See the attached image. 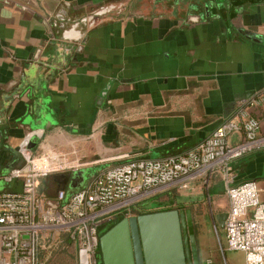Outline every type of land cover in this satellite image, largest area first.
Listing matches in <instances>:
<instances>
[{
	"label": "crops",
	"instance_id": "1",
	"mask_svg": "<svg viewBox=\"0 0 264 264\" xmlns=\"http://www.w3.org/2000/svg\"><path fill=\"white\" fill-rule=\"evenodd\" d=\"M260 94L264 0H0V192L21 190L3 177L30 155L85 164L70 195L111 167L185 154ZM247 111L264 132V107ZM230 167L264 203V149ZM174 190L143 212L190 210L200 264H245L216 219L221 175Z\"/></svg>",
	"mask_w": 264,
	"mask_h": 264
},
{
	"label": "built area",
	"instance_id": "2",
	"mask_svg": "<svg viewBox=\"0 0 264 264\" xmlns=\"http://www.w3.org/2000/svg\"><path fill=\"white\" fill-rule=\"evenodd\" d=\"M254 106L264 107V94L187 153L111 167L70 195L65 190L47 195L40 191V182L47 175L78 170L80 162L54 152L27 156L23 165L3 177L6 183L20 181L21 190L0 192V264H38L39 250L57 232L74 242L76 264H97L104 225H111L116 217H130L133 206L170 189L185 190L198 180L208 184L216 173L227 189V250L243 253L245 264H264L260 190L253 181L235 186L230 167L247 153L264 149L262 125L247 111ZM236 133L242 139L232 145L229 139Z\"/></svg>",
	"mask_w": 264,
	"mask_h": 264
},
{
	"label": "water",
	"instance_id": "3",
	"mask_svg": "<svg viewBox=\"0 0 264 264\" xmlns=\"http://www.w3.org/2000/svg\"><path fill=\"white\" fill-rule=\"evenodd\" d=\"M61 178L68 180L69 176L55 177ZM226 217L227 214L216 217L220 227ZM194 233L191 212L184 208L125 217L101 234V261L102 264H200Z\"/></svg>",
	"mask_w": 264,
	"mask_h": 264
},
{
	"label": "rangeland",
	"instance_id": "4",
	"mask_svg": "<svg viewBox=\"0 0 264 264\" xmlns=\"http://www.w3.org/2000/svg\"><path fill=\"white\" fill-rule=\"evenodd\" d=\"M82 164V163H81ZM85 166V164H82V168ZM73 171H68L65 173H71ZM86 175L87 173H83V178L81 181V184L84 185L86 182ZM53 176V174L51 175H47L46 177H44L41 182L40 185H42V187L45 189L43 190V192L47 195L53 196L56 192H52L51 190H49L48 188V184L51 181V177ZM41 188V186H40ZM174 189H170L166 192H163L161 194L155 195L151 198L145 199L143 201H141L140 203H138L137 206L138 208H140L139 205H143L144 207L149 206V207H154L155 204L154 202H160V204L165 203L166 201H168V198H173L174 196ZM42 192V191H41ZM167 204L163 205V208H166ZM143 209V208H142ZM151 212H155V211H151ZM157 212V211H156ZM131 216V215H130ZM136 216V215H134ZM55 238H58L57 241H54L53 238L50 239V242L48 243L47 241L44 243V247L41 248L39 251H41V263L42 264H58L57 262V258L58 257H62V254H66L67 253V259H68V263L69 264H76V255H75V251L73 248V242L70 239L69 235L63 232H57V234L54 236ZM61 238H64L65 240H63V243L61 241ZM61 241V242H59ZM69 243V244H68ZM64 245V246H63ZM72 246V247H71ZM70 255H73L72 258H69Z\"/></svg>",
	"mask_w": 264,
	"mask_h": 264
},
{
	"label": "trees",
	"instance_id": "5",
	"mask_svg": "<svg viewBox=\"0 0 264 264\" xmlns=\"http://www.w3.org/2000/svg\"><path fill=\"white\" fill-rule=\"evenodd\" d=\"M140 206V208H138L137 206H133L132 208H131V210H130V212H129V214L131 215V216H134V215H140V214H143V213H147V212H143V210L144 209H142V205H139ZM169 209H172V208H169ZM169 209H166V210H169ZM123 218H125V216H120V217H117L113 222H112V224L111 225H108V226H106V228H101V230H100V235L101 234H103L105 231H107L112 225H114V224H116V223H118L120 220H122ZM65 240L64 238H61V241H62V243H63V240ZM58 240V238H56V241ZM60 241V242H61ZM73 242V241H72ZM69 244V243H68ZM73 248H74V251H75V255H76V246H75V244H74V242H73ZM64 246V245H63ZM72 247V246H71ZM41 251H39L38 252V255H37V257H38V264H42L41 263ZM62 257H58L57 258V262H58V264H69L68 263V259H67V253L65 254H62L61 255ZM73 257V255H70L69 256V258H72ZM98 263L99 264H102V261H101V254H100V249L98 250Z\"/></svg>",
	"mask_w": 264,
	"mask_h": 264
},
{
	"label": "flooded vegetation",
	"instance_id": "6",
	"mask_svg": "<svg viewBox=\"0 0 264 264\" xmlns=\"http://www.w3.org/2000/svg\"><path fill=\"white\" fill-rule=\"evenodd\" d=\"M58 175H67V176H69V179L68 180H65L64 178H61V179H58V180H56L55 179V177L56 176H58ZM58 175H53L52 177H51V181H50V183L48 184L49 186H48V188H49V190H51L52 192H56V191H58L60 188H65V189H67V190H70V189H76L80 184L78 183V181L79 180H82V178H83V175L82 174H78L79 176V178L78 177H74L73 178V176L71 177V178H73V179H71L70 178V175L69 174H58ZM80 176H82V177H80ZM73 181H77V183H73ZM117 218V217H116ZM115 218V219H116ZM114 219V220H115ZM113 220V221H114ZM112 224V223H111ZM106 226H108V225H104L103 226V228H106ZM113 226V225H112ZM111 226V227H112ZM195 234V233H194ZM189 237H190V235H189ZM97 258H98V256H97ZM97 264H99L98 262H97Z\"/></svg>",
	"mask_w": 264,
	"mask_h": 264
}]
</instances>
